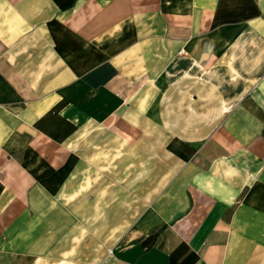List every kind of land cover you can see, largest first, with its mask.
Instances as JSON below:
<instances>
[{"label": "crops", "instance_id": "obj_1", "mask_svg": "<svg viewBox=\"0 0 264 264\" xmlns=\"http://www.w3.org/2000/svg\"><path fill=\"white\" fill-rule=\"evenodd\" d=\"M0 264H264V0H0Z\"/></svg>", "mask_w": 264, "mask_h": 264}, {"label": "rangeland", "instance_id": "obj_2", "mask_svg": "<svg viewBox=\"0 0 264 264\" xmlns=\"http://www.w3.org/2000/svg\"><path fill=\"white\" fill-rule=\"evenodd\" d=\"M84 137V136H83Z\"/></svg>", "mask_w": 264, "mask_h": 264}]
</instances>
